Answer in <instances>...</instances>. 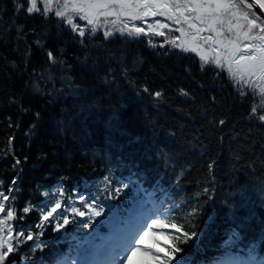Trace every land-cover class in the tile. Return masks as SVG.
<instances>
[{
  "label": "trees",
  "instance_id": "1",
  "mask_svg": "<svg viewBox=\"0 0 264 264\" xmlns=\"http://www.w3.org/2000/svg\"><path fill=\"white\" fill-rule=\"evenodd\" d=\"M13 16L9 1L0 0V154L9 144L8 136L14 135L21 163L27 157L19 176L21 207L40 202L43 188L51 184L46 181L93 174L101 171L98 158L113 160L124 152L127 160L142 164L150 175L163 172L166 180H175L183 170L178 194L188 201L187 208L197 203L199 182L206 186L210 178L206 164L212 158L216 193L207 203L200 198L204 211L198 224L203 227L213 214L216 218L205 235L213 237L221 226L227 227L232 218L228 205L241 203V189L247 198L241 211L250 210L248 222L259 228L264 213V129L249 133L244 119L248 105L232 94L226 78L202 72L195 59L177 60L178 52L169 47L151 52L143 47L146 44L124 41L119 33L117 40L99 35L84 47L66 28L40 17L28 19V27L38 30L45 47L63 49L71 65L54 73L53 80L44 49L29 40L31 51L26 54L25 42H17L15 30L10 29ZM64 75L75 82L72 87L60 79ZM130 82L162 90L163 98L137 95ZM180 88L190 90L192 96H183ZM58 91L64 92L67 109L52 101ZM36 112L41 114L38 131L30 133ZM9 115L19 127H8ZM213 117L229 123L213 125ZM8 168L11 171L12 165ZM37 215L34 210L27 223L35 225Z\"/></svg>",
  "mask_w": 264,
  "mask_h": 264
},
{
  "label": "snow or ice",
  "instance_id": "2",
  "mask_svg": "<svg viewBox=\"0 0 264 264\" xmlns=\"http://www.w3.org/2000/svg\"><path fill=\"white\" fill-rule=\"evenodd\" d=\"M13 12L10 29L15 30L17 42H25L26 54L31 51L29 40L44 49L53 73L50 79H56L54 73L71 65L63 49L45 47L38 30L28 27V19L40 17L61 30L66 28L84 47L103 29L105 40L116 33L146 37L150 45L159 43L183 54H194L202 72L212 71L216 79L225 78L226 73V82L240 103H247L244 119L249 133L264 129V0H13ZM21 18L24 22H19ZM29 32L33 35L29 36ZM60 79L68 87L75 83L67 75ZM134 90L137 95L146 93L156 100L163 98L162 90L153 91L146 83L135 84ZM179 92L192 96L185 88ZM16 100L13 95L10 103ZM211 100H216L215 95ZM21 108L28 111L22 105ZM34 115L30 133L38 128L41 118L39 112ZM6 119L9 128L19 127L11 115ZM212 123L225 126L229 121L213 117ZM14 139V135L8 136L9 145ZM248 139L252 137L249 135ZM20 163L17 157L13 167ZM116 167L123 169L127 165ZM215 167L216 161L209 158L206 168L210 178L206 186L205 182H199L197 203L187 208L182 207L185 201L177 203L172 186L166 187L158 172L150 175L148 170L135 165L127 174L109 168L96 183L86 179L82 187L78 184L71 189L74 195H69V189L61 182L54 191L43 193L51 199L29 201L20 208L17 207L19 176L10 182L0 179V264H194L185 249L198 242L214 221L209 216L203 227L198 224L204 211L200 198L207 203L216 193ZM184 174L181 170L176 184ZM240 195L239 205H228L233 226L226 232L224 253L211 264H264V213L257 229L248 222L250 210L241 211L247 207L243 189ZM33 210L39 212V222L22 223ZM69 225L75 229L71 237L73 258L53 247L57 240L42 239L46 227L56 233L64 230L67 235Z\"/></svg>",
  "mask_w": 264,
  "mask_h": 264
},
{
  "label": "rangeland",
  "instance_id": "3",
  "mask_svg": "<svg viewBox=\"0 0 264 264\" xmlns=\"http://www.w3.org/2000/svg\"><path fill=\"white\" fill-rule=\"evenodd\" d=\"M226 74V73H225Z\"/></svg>",
  "mask_w": 264,
  "mask_h": 264
}]
</instances>
